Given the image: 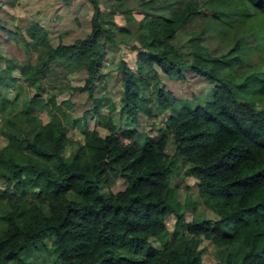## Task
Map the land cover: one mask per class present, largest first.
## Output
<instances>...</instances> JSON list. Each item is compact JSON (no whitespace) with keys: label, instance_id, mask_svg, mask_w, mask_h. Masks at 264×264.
I'll list each match as a JSON object with an SVG mask.
<instances>
[{"label":"trees","instance_id":"1","mask_svg":"<svg viewBox=\"0 0 264 264\" xmlns=\"http://www.w3.org/2000/svg\"><path fill=\"white\" fill-rule=\"evenodd\" d=\"M86 1L87 35L55 44L31 21L11 37L29 61L0 56V264H29L25 254L47 237L60 264H204L193 239L214 244L216 264H264V0H135L142 13L136 32L114 25L116 12L135 20L129 0L106 11L99 0ZM193 18L198 30L179 43L177 31ZM210 36L217 55L204 43ZM120 45L136 54L132 65L109 58ZM56 58L72 65L67 78L85 73L66 92L87 93L86 116L105 136L89 128L82 142L71 140L61 93L40 101L47 122L35 114L40 87L32 97L27 88ZM105 69L118 73L120 106L104 95ZM187 72L215 83L205 104H184L162 86V76L184 81ZM166 110L158 138L122 131L114 121L116 114L136 125ZM21 123L32 127L16 131ZM180 165L196 180L199 201H179L172 179ZM119 179L128 185L112 192ZM242 243L237 262L231 249Z\"/></svg>","mask_w":264,"mask_h":264},{"label":"rangeland","instance_id":"2","mask_svg":"<svg viewBox=\"0 0 264 264\" xmlns=\"http://www.w3.org/2000/svg\"><path fill=\"white\" fill-rule=\"evenodd\" d=\"M104 11L109 9V6L117 4L118 0H99ZM129 4L132 6L133 21L128 22L122 13L116 12L114 19L115 27H124L128 24L133 29V32L137 30V24L142 19V13L137 11L135 0H129ZM92 14V7L86 0H0V56L9 60H18L24 64L29 61L26 51L14 41L11 37L16 28L20 31L23 30L31 21L40 22V24L46 27L49 31V37L52 42L57 44L62 42L64 44L72 43L75 39L83 37L91 32L90 18ZM108 26H111L112 30L116 31L114 26L109 20H105ZM200 21L198 18H193L188 21L186 25H183L177 31V40L179 43L187 41L192 33L198 30ZM127 38H135L134 34L128 35ZM213 54H219L218 41L210 36L205 42ZM110 55V59L117 61L120 58L126 59L129 64L132 65V59H135L136 54L130 53L128 47L120 45V51H115ZM32 62L36 60V52H32ZM4 67V63H2ZM72 70V65L66 60L53 59L49 63V72L45 77L33 87L27 89L29 95L32 97L35 94V88H39V94L37 96L38 103L35 104L38 118L47 122L48 117L46 110H40V101H46L52 93H61L59 100L63 101L68 99L69 105L63 106L69 121L66 122L68 126V137L77 142L83 141L82 132L84 129H94L96 127L97 119L92 115L86 116V110L90 106V101L86 92L69 93L66 92L67 88L71 85H81L85 79V73L80 72L70 76V79L65 75ZM106 76L104 95L111 101H114L120 106V79L118 73L113 69L103 70ZM165 89L169 90L178 101L184 104L195 106L202 105L209 101L213 96V88L215 83L208 82L194 76L191 72H187L186 79L184 81L170 80L165 76H162ZM15 92H11L9 97H13ZM35 100V101H37ZM184 104H177L176 107ZM106 110L104 109L103 112ZM117 113V111H116ZM170 116V110L158 111L155 116L150 119L141 118L139 124H132L127 117L114 116L116 124L120 130H134L139 134L148 135L152 138H158L162 135L165 124L164 121ZM86 120L84 121V118ZM32 127V124L21 123L16 131H27ZM102 136L107 133L98 128ZM171 141V140H170ZM6 140L0 135V148L5 145ZM173 146L170 144L168 151L171 152ZM71 148L69 149V152ZM68 152V154H69ZM186 165H180L177 169L175 178L172 179V185L178 186V199L184 203L188 197L198 200V188L196 180L192 177L185 176ZM127 182L123 179H119L117 183L111 188L112 192L123 190L127 186ZM2 183L0 182V187ZM204 206L200 203L199 211H203ZM206 217H215L210 211H205ZM187 220L192 218V212H188L186 215ZM167 225L169 231L174 228V219L170 217L167 219ZM193 244L198 249H203V262L204 264H216L219 260L220 251L211 242L203 239H193ZM245 250L244 244H238L233 246L231 252L236 256L237 262L240 260V256ZM57 252L52 245V239L50 237L45 238L44 244L39 249L31 250L25 254V260L29 264H60L57 261Z\"/></svg>","mask_w":264,"mask_h":264},{"label":"crops","instance_id":"3","mask_svg":"<svg viewBox=\"0 0 264 264\" xmlns=\"http://www.w3.org/2000/svg\"><path fill=\"white\" fill-rule=\"evenodd\" d=\"M115 121V120H114ZM116 123V122H115ZM94 129H98V128H94Z\"/></svg>","mask_w":264,"mask_h":264}]
</instances>
